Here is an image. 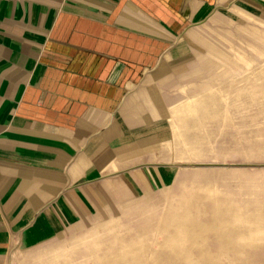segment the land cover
<instances>
[{"label":"crops","instance_id":"1","mask_svg":"<svg viewBox=\"0 0 264 264\" xmlns=\"http://www.w3.org/2000/svg\"><path fill=\"white\" fill-rule=\"evenodd\" d=\"M263 17L264 0H0V264H90L145 211L157 264H208L209 228L212 259H251L223 251L238 225L191 168L241 67L264 66L235 46Z\"/></svg>","mask_w":264,"mask_h":264},{"label":"rangeland","instance_id":"2","mask_svg":"<svg viewBox=\"0 0 264 264\" xmlns=\"http://www.w3.org/2000/svg\"><path fill=\"white\" fill-rule=\"evenodd\" d=\"M254 21V32L261 30L264 33L263 21ZM237 43L236 54L241 66L243 62L247 65L249 60L255 65L264 64V36L255 33L247 35L241 27ZM247 69H240L239 100H234L231 105L220 101L217 105L219 110L230 108L234 115L211 116L215 124H208V146L195 149V153L201 155V163L216 166L192 167L191 185L193 191L205 194L203 203L209 207L217 205L223 220L238 225L228 228V233L229 230L234 231L235 243L225 244L223 251L237 253L238 250H249L252 258L237 259L233 263L232 260L212 259L221 253V246L216 233L209 228L211 233L206 244L209 253L204 259V263L208 264H264V66L250 69V75ZM156 205L161 219L166 217L169 209L167 199L162 197ZM152 213L144 212L143 223L127 220L130 226L124 228L120 235H106L101 247L96 243L95 258L90 264H157L164 261L162 258H166L167 254L162 249L160 259H151V251L160 248L151 242L152 239L162 240L164 237L152 229ZM179 219L180 214L177 213L176 220ZM116 236L120 242H114ZM248 240L255 241L248 245L245 243ZM244 246L249 249H242ZM77 262L87 264L85 260Z\"/></svg>","mask_w":264,"mask_h":264},{"label":"water","instance_id":"3","mask_svg":"<svg viewBox=\"0 0 264 264\" xmlns=\"http://www.w3.org/2000/svg\"><path fill=\"white\" fill-rule=\"evenodd\" d=\"M193 167H210V166H216V165H213V164H205V163H200V164H193L192 165ZM239 166V165H238ZM194 214V213H192ZM219 214V213H218ZM220 216H222L221 214H219ZM221 218V217H220Z\"/></svg>","mask_w":264,"mask_h":264},{"label":"bare ground","instance_id":"4","mask_svg":"<svg viewBox=\"0 0 264 264\" xmlns=\"http://www.w3.org/2000/svg\"><path fill=\"white\" fill-rule=\"evenodd\" d=\"M205 127V126H204Z\"/></svg>","mask_w":264,"mask_h":264}]
</instances>
